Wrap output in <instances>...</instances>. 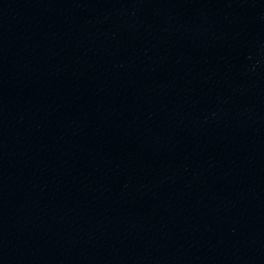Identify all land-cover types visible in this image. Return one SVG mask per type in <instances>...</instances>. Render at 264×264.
I'll list each match as a JSON object with an SVG mask.
<instances>
[{
	"label": "water",
	"instance_id": "water-1",
	"mask_svg": "<svg viewBox=\"0 0 264 264\" xmlns=\"http://www.w3.org/2000/svg\"><path fill=\"white\" fill-rule=\"evenodd\" d=\"M0 264H264V0H0Z\"/></svg>",
	"mask_w": 264,
	"mask_h": 264
}]
</instances>
